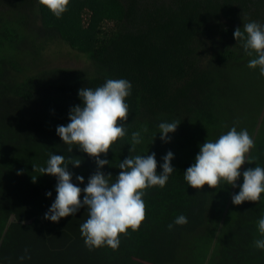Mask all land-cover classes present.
Masks as SVG:
<instances>
[{
	"label": "trees",
	"instance_id": "obj_1",
	"mask_svg": "<svg viewBox=\"0 0 264 264\" xmlns=\"http://www.w3.org/2000/svg\"><path fill=\"white\" fill-rule=\"evenodd\" d=\"M251 21L264 25V0H70L59 19L38 0H0V264H264L255 247L264 238V194L235 206L242 178L235 188L196 190L183 177L199 146L232 127L255 145L240 171L264 167V76L233 38ZM54 44L83 64L50 66ZM121 78L132 84L127 134L101 156L109 160L101 171L114 182L126 157L155 153L159 173L171 151L175 173L164 188L145 190V219L121 235L118 250H89L80 232L86 208L57 223L44 219L56 179L39 167L50 153L79 158L68 170L86 186L94 159L70 153L56 128L81 104L78 90ZM173 121L180 124L164 143L158 125ZM134 132L142 143H132ZM180 215L188 223L169 230Z\"/></svg>",
	"mask_w": 264,
	"mask_h": 264
},
{
	"label": "clouds",
	"instance_id": "obj_2",
	"mask_svg": "<svg viewBox=\"0 0 264 264\" xmlns=\"http://www.w3.org/2000/svg\"><path fill=\"white\" fill-rule=\"evenodd\" d=\"M38 3L59 19L68 10L70 0H38ZM233 38L239 41L248 56L255 54V58L249 60L248 67L259 68L260 75L264 76V25L255 21L245 23L235 29ZM131 93V82L123 78L106 79L102 86L95 89L81 88L78 90L81 104L70 109L66 126L56 128L57 136L69 146L70 153L77 148L94 159L97 170L88 178L85 187L79 186L84 184V177L76 176L77 183H73V174L68 170L69 164L74 168L80 166L79 158L66 160L63 155L50 153L46 166L39 167L42 175L56 179V197L44 219L57 223L86 208L88 218L80 225V232L89 250L101 247L118 250L121 235H127L129 229L137 231L145 219V190L154 186L164 188L169 177L175 173L171 164L174 154L171 151L162 158L159 173L155 153L126 157L119 162L120 172L114 182L110 173L105 175L101 171L105 165H109V160L101 156L106 157L113 143L127 134L129 105L126 98ZM179 124L175 121L159 123L160 140L170 142V134L175 133ZM142 139L140 132L132 134L133 144L142 143ZM254 146L248 131H237L236 127L215 141L206 140L199 146L194 162L183 173L187 186L196 190L205 185L210 189H217L221 185L235 188L242 178L238 193L231 197L232 204L257 203L264 194V167L255 166L240 171L242 165L249 163L247 155ZM45 195L51 197L52 192ZM187 223V217L180 215L168 225V229ZM258 231L264 237V216L258 220ZM255 247L264 250V238L256 240Z\"/></svg>",
	"mask_w": 264,
	"mask_h": 264
},
{
	"label": "rangeland",
	"instance_id": "obj_3",
	"mask_svg": "<svg viewBox=\"0 0 264 264\" xmlns=\"http://www.w3.org/2000/svg\"><path fill=\"white\" fill-rule=\"evenodd\" d=\"M47 51L48 54H46V56H49L48 62L50 66L72 68L79 67L83 64V59L77 55L76 52L63 44H54L49 50L47 49Z\"/></svg>",
	"mask_w": 264,
	"mask_h": 264
}]
</instances>
